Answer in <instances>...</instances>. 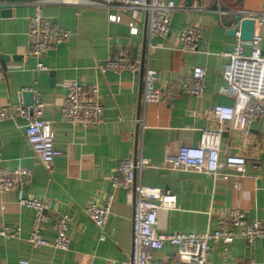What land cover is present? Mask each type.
<instances>
[{
    "label": "crops",
    "instance_id": "obj_1",
    "mask_svg": "<svg viewBox=\"0 0 264 264\" xmlns=\"http://www.w3.org/2000/svg\"><path fill=\"white\" fill-rule=\"evenodd\" d=\"M31 1L0 0V4L14 6L10 16L0 17V66L5 74L0 82V100L17 105L24 90L37 89L46 103L43 119L52 124L59 155L53 171L49 172L26 140L24 120L16 118L0 122V166L8 171L18 168L33 171L32 183L24 190V197L48 199L59 213L71 216V248L68 252L47 247L33 249L27 240L34 211L19 206L17 192L0 193V226L22 229L21 239L0 238V264L128 261L132 253L133 207L124 190L112 188L110 178L120 163L141 156L153 166L144 169L143 186L170 190L177 197L176 209L160 210L158 233L214 231L219 212L234 208L238 201L249 222L264 221V171L260 177H255L251 170L247 178L224 181L195 172L160 168L168 152L200 144L203 131L216 125L212 118L215 105H234L233 98L220 92L225 84L227 54L238 41L236 36L227 35L232 25L225 19L241 12L264 13V0H223L221 8L227 15L215 12L218 7L214 0H194L190 7L186 0H171L182 10L173 15L169 37L152 41L155 49L149 60L150 67L159 75L156 86L171 100L157 104H144L141 74L102 75L97 68L100 62L119 51H127L132 57H146L149 42L142 16L137 25L139 33L133 36L129 12L113 7L79 10L73 6L44 5V16L61 29L71 30L73 36L47 55L44 61L49 71H37V61L27 56L29 20L35 13ZM111 15L120 16L121 21L111 22ZM187 24L202 26L199 53L181 51L179 36ZM255 34L262 36L264 51V25H256ZM196 66L206 70V91L201 98L181 89L183 80ZM72 81L99 89L104 104V122L100 126H72L66 122L64 99ZM138 118L143 119L144 127ZM249 140V157L261 160L264 168V116L251 125ZM112 193L114 202L106 225L109 239L102 242L100 230L84 209L92 202L103 204L105 196ZM51 217L43 235L54 241L55 217ZM211 245L213 264H264V239L253 246L243 239L229 242L227 259L224 242ZM156 256L155 264H179L176 250L170 245Z\"/></svg>",
    "mask_w": 264,
    "mask_h": 264
},
{
    "label": "built area",
    "instance_id": "obj_2",
    "mask_svg": "<svg viewBox=\"0 0 264 264\" xmlns=\"http://www.w3.org/2000/svg\"><path fill=\"white\" fill-rule=\"evenodd\" d=\"M218 7L215 12L227 15L221 8L223 0H214ZM56 4L82 8H117L129 12L130 33H139L138 21L142 16L146 24L148 52L145 58L132 57L127 51H119L98 64L102 75L109 72L115 74H141L144 81V104L170 103L159 87L158 72L150 67V55L155 46V38L167 39L171 32L173 15L182 10L171 0H32L35 9L29 20L27 37L29 50L27 56L37 61V71H49L45 58L60 45L69 42L73 36L71 30L58 27L52 19L43 14V6ZM244 19H253L256 25H264V13L241 12ZM109 20L119 23L121 17L111 15ZM203 29L200 24H187L183 27L179 40L181 51L199 53ZM237 44L227 54L229 62L223 72L225 84L220 92L235 100L233 106L215 105L212 118L215 126L205 129L200 144L196 147L181 146L168 152L163 165L164 170L189 171L204 174L214 179L229 181L230 179L247 178L253 170L255 177L263 174V162L258 158L249 157V130L251 125L264 116V51L263 38L254 33L252 41L241 40L237 32ZM250 52L246 51L247 46ZM5 74L0 66V82ZM206 70L196 66L192 73L182 82V91L197 98L204 96L206 91ZM28 91L24 90L23 92ZM34 92V104L26 106L21 96L17 105L4 104L0 100V122L21 118L24 120L25 136L35 155L45 168L53 171L54 161L59 155L55 147V135L51 122L43 119L46 103L42 94ZM22 92V93H23ZM22 95V94H21ZM63 116L72 126L98 127L104 122V104L99 89L78 81L68 85L64 99ZM137 121L143 124V119ZM2 154L0 152V164ZM153 167L150 160L141 156L139 159H128L120 163L112 174L110 181L114 190H124L128 202L133 207V240L132 253L128 261L111 264H155L156 253L166 245L175 248V256L179 264H213L210 260L213 243L224 242V257L229 256L228 243L235 239H243L249 246L264 239V221L249 222L246 213L238 201L234 208L221 210L217 228L203 233H158L156 227L160 210L177 208V197L170 191L156 187L143 186L141 176L146 168ZM33 171L18 168L8 171L0 166V193L15 191L19 194V206L34 211L32 229L28 242L33 249L42 247L68 252L71 248L69 214H61L54 209L53 202L42 198H25L24 190L32 183ZM114 194H107L103 204L90 203L85 209L86 216L100 230V241L109 239L106 225L111 215ZM48 212L55 213L54 241L47 240L43 232L52 217ZM22 229L19 226H0V238L5 240L21 239ZM28 264V262H22Z\"/></svg>",
    "mask_w": 264,
    "mask_h": 264
},
{
    "label": "water",
    "instance_id": "obj_3",
    "mask_svg": "<svg viewBox=\"0 0 264 264\" xmlns=\"http://www.w3.org/2000/svg\"><path fill=\"white\" fill-rule=\"evenodd\" d=\"M194 0H186V5L188 7L192 6ZM13 5H4L0 4V17L1 16H10L11 11L13 10ZM225 22H228L232 27L227 31V35L235 37L237 32L241 34V40L243 41H252L255 33V22L253 19H244L241 14H235L229 19H225ZM5 59H8V56H2ZM54 76V74H52ZM22 97L26 106H32L34 104V92L25 91L22 93ZM50 216L55 217V214L48 212Z\"/></svg>",
    "mask_w": 264,
    "mask_h": 264
}]
</instances>
